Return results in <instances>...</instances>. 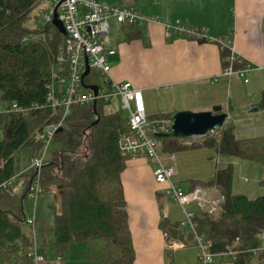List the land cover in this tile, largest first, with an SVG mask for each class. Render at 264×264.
<instances>
[{
  "label": "trees",
  "instance_id": "obj_1",
  "mask_svg": "<svg viewBox=\"0 0 264 264\" xmlns=\"http://www.w3.org/2000/svg\"><path fill=\"white\" fill-rule=\"evenodd\" d=\"M37 3L38 0H0V97L28 111L27 115L11 111L0 116V130L5 136L0 141V264H33L35 235L25 233L23 227L27 224L24 203L35 173L17 175L18 154L31 148L34 160L44 147L45 128L59 123L62 130L57 131L52 143L61 148L42 167L40 194L57 191L62 202L54 218V242H44L42 249L54 246L59 257H64L70 244L84 242L91 262L134 264L136 251L122 182V174L133 157L120 154L121 137L131 135L128 117L109 112V103L105 102L75 105L66 117L62 107L46 105L57 58L65 51L68 39L53 23L34 30L25 26ZM139 25L128 21L122 24L127 42L142 36ZM229 56L230 51L222 49L226 68ZM67 66L66 62L63 68ZM245 66L243 61L234 64L237 70ZM171 116L174 115H158L151 122ZM156 139L162 153L206 148L217 155L264 166V136L241 140L232 127L219 128L195 143L173 134ZM11 180L13 186H3ZM191 184L190 191L208 190L212 197L223 200L212 214L194 210L197 228L213 242L212 251L222 252L227 247L238 251L233 264H251L259 255L264 257V196L249 199L234 194L232 166L218 169L210 181L192 180ZM179 224L162 220L160 227L168 241L180 230ZM254 251L259 253L254 255Z\"/></svg>",
  "mask_w": 264,
  "mask_h": 264
},
{
  "label": "crops",
  "instance_id": "obj_2",
  "mask_svg": "<svg viewBox=\"0 0 264 264\" xmlns=\"http://www.w3.org/2000/svg\"><path fill=\"white\" fill-rule=\"evenodd\" d=\"M43 1L38 0L37 5ZM98 1L109 6L132 8L140 17L142 36L132 42L126 41L122 24L116 22L117 25L111 26V48L116 53L108 60L112 66L111 77L116 82L131 83L142 90L149 122L158 115H175L181 111L207 112L222 106L228 114L224 126L232 127L238 139L264 136V0ZM44 5L45 10L50 2ZM177 23L204 29L208 39L196 41L173 34L171 28ZM216 39L226 43L232 41V47L242 61L252 65L246 74L248 82L236 75H224L226 66L221 46L212 41ZM91 83L86 80L87 86H92ZM201 149L163 153L170 156L165 165L175 170L174 181L179 185L186 183L187 187L180 185L186 191L192 189V180L210 181L219 169L209 161L214 159L210 151L203 153L201 160L195 161L194 165L187 161H193L194 154ZM218 159L220 165L231 163L234 168H239L240 175L252 172L258 180L263 177L261 186H264L262 164L263 167H259L257 164L260 163L236 157ZM155 166L143 156L133 157L122 174L136 251L134 264H200L194 235L178 229L168 241L160 227L163 219L178 225L184 212L179 204L165 197L155 180ZM186 166H193V169L187 170ZM232 188L234 194L254 199L257 187L256 183H245L237 178L233 179ZM193 206V210L198 209L197 205ZM59 211L60 208L55 215ZM36 218L39 224V218ZM172 243L184 246L174 249ZM76 246H68L65 254L67 256L69 252L68 259L75 258L73 249ZM49 247L44 250L45 264L67 263L65 256L59 257L56 248L55 251ZM254 262L256 259L251 264ZM212 264L233 262L215 256Z\"/></svg>",
  "mask_w": 264,
  "mask_h": 264
},
{
  "label": "built area",
  "instance_id": "obj_3",
  "mask_svg": "<svg viewBox=\"0 0 264 264\" xmlns=\"http://www.w3.org/2000/svg\"><path fill=\"white\" fill-rule=\"evenodd\" d=\"M55 16L63 23L67 45L57 58L58 71L55 79L48 86L46 105L52 108L62 107L66 117L75 105H92L98 102L111 103L115 97L121 100L122 109L128 112V120L131 129L130 136L121 137L120 154L122 157L143 156L151 160L155 165V180L162 187L165 196L179 204L184 212V218L180 222L181 230L189 231L194 235L200 254V264H212L215 256H220L226 260L234 261L238 257V251L227 247L222 252L212 251L213 242L207 234L200 232L195 222L196 213L187 207L197 205L200 211L212 214L217 211L222 203V198L212 197L208 190L195 189L184 190L174 181L175 170L167 167L158 151L159 143L157 134H173V116L170 118L149 122L146 113V105L141 89L135 88L131 83H118L111 77L112 66L108 60L110 55L116 51L111 48L110 33L112 27L111 20L119 24L125 22L140 23V17L132 8L123 6H109L98 0H51L48 10L41 11V20L44 25L53 22ZM171 32L179 37L202 41L208 39L204 29L199 27L186 26L177 23L171 28ZM219 44L221 49L230 51V56L226 59L228 63L224 71L226 76H238L245 82L246 74L253 67L250 63L242 69H235L234 64L243 59L232 47V41L228 43L222 39L212 40ZM67 54V55H66ZM67 62V68L63 66ZM87 69L89 73L85 76ZM65 70V73L62 72ZM97 71L106 79L109 90L105 91L103 85L87 86V77ZM89 87H96L97 92ZM37 107V106H35ZM13 111L27 115L28 111L20 108L16 103L12 105ZM62 127V123L48 125L45 128L43 139V157L37 156L32 162V171L35 173L34 182L30 186L29 198L36 200L41 193L40 173L44 166L47 151L52 144V140L57 131ZM204 137L192 136L187 138L189 143L199 142ZM14 180L3 184L4 187L13 186ZM36 216L27 217L26 223L36 228ZM264 242V234L261 235ZM183 244L172 243V248L183 247ZM259 251H254L257 255ZM33 264H45L44 255L39 254L38 247L35 246L31 252Z\"/></svg>",
  "mask_w": 264,
  "mask_h": 264
},
{
  "label": "rangeland",
  "instance_id": "obj_4",
  "mask_svg": "<svg viewBox=\"0 0 264 264\" xmlns=\"http://www.w3.org/2000/svg\"><path fill=\"white\" fill-rule=\"evenodd\" d=\"M42 1V0H40ZM50 2L51 0H44L42 4L40 5H36L28 14V17L25 21V26L28 29L34 30V29H38L39 27H43L44 23L41 19H39V17L41 16V11L44 10V4L45 2ZM39 4V3H38ZM46 11L48 10V7H46L45 9ZM110 25L113 27L115 25H117L115 20H111L110 21ZM59 67H57L55 69V71H58ZM87 81L88 82H92V85H103L105 91L109 90V86L106 85V79L100 75L97 71H92V73L87 77ZM107 110L109 112H119L124 118L128 117V112L124 111L122 109L121 106V100L119 97L114 98V101L112 103V105H108ZM13 111L12 105L9 103L4 102L1 97H0V116L2 113L5 112H11ZM149 121V120H148ZM4 133L0 130V141H2L4 139ZM61 146L58 143H52L47 151V155L45 157L44 160V164H48L52 161L54 152L57 151L58 149H60ZM197 150V149H196ZM159 154L165 164V162H167V159L170 156H166L165 154H163L161 152V150H159ZM212 152L214 155V159H209V161L213 162V164L216 166H218L219 169H223V168H227L228 166H232L233 169V179H241L242 181H244L245 183H249V182H253L256 183V190H255V195H253V198H259L264 196V186H261V182L263 181V177H261L259 180L256 178V174L252 173V172H247L245 175H240V173H238L239 168H234L233 165H231V163H227L225 166L224 165H220V163H218V158L219 157H227L228 159H231L232 157L230 156H226V155H217L215 154V152H213L212 150H208V149H201L198 150V153H195L194 156L196 157L193 161L192 159L187 160L188 162H192V164L194 165L195 161H200L201 157L203 156V153L205 152ZM34 150L31 148H25L23 150H21L20 154H18V162L16 165V173L17 175L20 174H30L32 172V161H33V157H34ZM44 154V150H41L39 152V157L42 158ZM186 165H190V164H186ZM259 165V167H263L261 164H257ZM187 170H192L193 166H186ZM156 169V166H155ZM202 171V168H197V170ZM259 178V177H258ZM247 181V182H246ZM180 185L182 187H187L186 183H180ZM166 197V196H165ZM168 199V198H167ZM61 196L57 193H50V194H40L36 200L28 198V200L25 201L24 203V210H25V214L27 217L30 216H36L39 218V225L36 227L35 231L33 230V228L31 226H29L28 224L24 225L23 229L24 232L27 234H31V235H35V243L36 246L38 247V251L39 254L44 255V250L42 249V245L44 244V242H48V243H53L54 239H55V235L54 232L52 231V228L54 226V215L55 212H57L59 210V208H61ZM190 210H193L194 206H188L187 207ZM72 244H76L77 248L73 249L75 250V258L74 259H68L69 257V252L67 253V256H65L66 259V264H96L94 262H91L88 260L87 257V245L84 242H76V243H72ZM70 244V245H72ZM197 244V243H196ZM51 249L55 250L54 246H50ZM49 247V248H50ZM56 251V250H55ZM49 256V255H48ZM77 256V258H76ZM81 258V259H80ZM256 259V262H254V264H264V257L261 255H259ZM50 260V258H49ZM49 263V262H48Z\"/></svg>",
  "mask_w": 264,
  "mask_h": 264
},
{
  "label": "water",
  "instance_id": "obj_5",
  "mask_svg": "<svg viewBox=\"0 0 264 264\" xmlns=\"http://www.w3.org/2000/svg\"><path fill=\"white\" fill-rule=\"evenodd\" d=\"M55 27L60 32L66 35V31L63 23L58 19L57 16L53 19ZM89 73V69L85 76ZM95 92L98 91L96 87H89ZM258 110V109H255ZM228 114L223 111L222 106H216L211 111L207 112H192V111H181L173 116V135L177 138H190L192 136L205 137L210 132H215L217 129L224 127ZM62 129L60 128L58 132ZM163 134H157L156 137H162Z\"/></svg>",
  "mask_w": 264,
  "mask_h": 264
},
{
  "label": "bare ground",
  "instance_id": "obj_6",
  "mask_svg": "<svg viewBox=\"0 0 264 264\" xmlns=\"http://www.w3.org/2000/svg\"><path fill=\"white\" fill-rule=\"evenodd\" d=\"M40 186H41V184H40Z\"/></svg>",
  "mask_w": 264,
  "mask_h": 264
}]
</instances>
